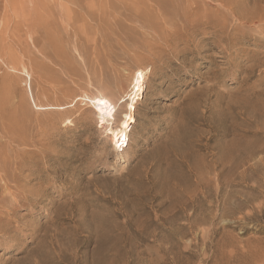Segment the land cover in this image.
<instances>
[{
	"label": "rangeland",
	"instance_id": "rangeland-1",
	"mask_svg": "<svg viewBox=\"0 0 264 264\" xmlns=\"http://www.w3.org/2000/svg\"><path fill=\"white\" fill-rule=\"evenodd\" d=\"M161 1L0 0V264H264L257 0ZM139 68L114 142L87 97L118 126Z\"/></svg>",
	"mask_w": 264,
	"mask_h": 264
},
{
	"label": "bare ground",
	"instance_id": "bare-ground-1",
	"mask_svg": "<svg viewBox=\"0 0 264 264\" xmlns=\"http://www.w3.org/2000/svg\"><path fill=\"white\" fill-rule=\"evenodd\" d=\"M169 1H171V0H169ZM218 1H221L224 5H227V3H229V2H226V0H218ZM151 2H153V1H151ZM158 3H160V2H158ZM161 3H162V5H160ZM161 3L159 4L160 6L157 7V9L159 7L161 8V6H163V8L160 9L159 11H162V13H163V11L167 12L166 8H165V10H163V9H164V6L166 7L170 2H168V4H167L166 2L161 1ZM157 5L158 4H156V6ZM169 6H171V5L169 4ZM175 7H176V4H174L173 7L171 6V13H169L170 12V10H169V12L167 13L168 14L167 16L171 21L172 20L181 21L185 24L192 23L188 27L182 28L183 31H180L181 33H186L188 35V38H190L189 33L190 34H193V33L195 34V32L207 33L206 31L209 28L215 29V27H213L212 24H214L215 22L218 23V21H216V20L214 21L212 18H210V15H203V14L202 15H200V14L194 15V14H187V13L184 14V12L182 13V12H180L179 9H177L178 7L176 9H175ZM254 8L256 9V14L253 18L245 17L242 19L246 20L248 23L254 22L255 25L256 24H258L260 26L264 25V0H257L255 2ZM228 11L230 12V15H227V16H231L232 18H236L238 21L241 20L240 18H238L237 13H234V8H230ZM150 13H148V14H150ZM223 26H225V25H222V27H221L222 29H224ZM212 34H215V32ZM183 42L186 45H191L194 43L191 40V38H190V41L185 40ZM27 74H28V72H27ZM148 75H149V71L147 69L139 68L134 72L132 79H131V83H130V91H129V94L127 95L128 99L125 102L126 103L125 104V113L123 114L121 119H117L118 126H116V127L114 125L116 118L113 114V108H112L111 101L107 97L102 96V95L87 97V99L93 105L94 112H95L96 116H98L100 118V120L103 121V126L106 125L109 127L110 135H111L114 142L115 141L119 142L120 140H122V141L126 142V145L129 142L130 128L132 127V124L136 122L135 115H136L137 106L144 99V95H145V92L147 90L146 85H147ZM1 161H2V159H1ZM0 175H1V173H0ZM0 179H3V178H0ZM6 185H8V184H6ZM4 233H6V232H4Z\"/></svg>",
	"mask_w": 264,
	"mask_h": 264
}]
</instances>
